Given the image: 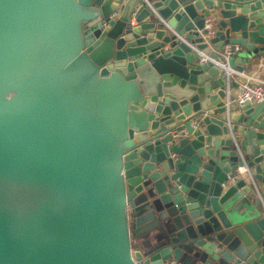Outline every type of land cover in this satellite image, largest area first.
Segmentation results:
<instances>
[{
  "label": "water",
  "instance_id": "95a60500",
  "mask_svg": "<svg viewBox=\"0 0 264 264\" xmlns=\"http://www.w3.org/2000/svg\"><path fill=\"white\" fill-rule=\"evenodd\" d=\"M228 45L262 59L264 0H0V264H264V102L201 63ZM151 146L186 214L133 253L125 158Z\"/></svg>",
  "mask_w": 264,
  "mask_h": 264
},
{
  "label": "crops",
  "instance_id": "0c3cea01",
  "mask_svg": "<svg viewBox=\"0 0 264 264\" xmlns=\"http://www.w3.org/2000/svg\"><path fill=\"white\" fill-rule=\"evenodd\" d=\"M253 66L264 79V63L257 60L250 67ZM236 95L237 91L232 90V97ZM124 172L132 252H149L172 241L186 211L173 201L177 188L167 184L166 164L156 161L152 146L145 147L125 158ZM242 177H246V172Z\"/></svg>",
  "mask_w": 264,
  "mask_h": 264
},
{
  "label": "built area",
  "instance_id": "2783aa9c",
  "mask_svg": "<svg viewBox=\"0 0 264 264\" xmlns=\"http://www.w3.org/2000/svg\"><path fill=\"white\" fill-rule=\"evenodd\" d=\"M149 6H151V0H144ZM210 29V26H207ZM233 54V50L231 46H226L223 49L222 60H215L209 56H203L201 58V63L212 62L218 67L224 69L226 71V79L228 85L231 84L233 80L238 78L243 79L245 82L239 84V88L237 91V95L235 97H230L227 101V106L236 105L238 107H242L246 104H259L264 102V79L261 78L260 74L258 73V69L255 66L250 67V69L244 72H235L234 70L228 67V61L230 60ZM264 58L259 59L262 63H264ZM258 60V61H259ZM232 95V94H231ZM246 172L245 168H240L234 174L229 175V180L232 183H235L241 176L242 173Z\"/></svg>",
  "mask_w": 264,
  "mask_h": 264
}]
</instances>
